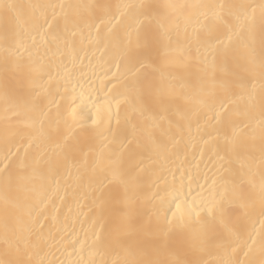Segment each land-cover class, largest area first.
<instances>
[{
  "label": "snow or ice",
  "instance_id": "6c2138e0",
  "mask_svg": "<svg viewBox=\"0 0 264 264\" xmlns=\"http://www.w3.org/2000/svg\"><path fill=\"white\" fill-rule=\"evenodd\" d=\"M88 46L111 84L91 107ZM0 107V264H57L69 181L102 212L59 264H264V0H0ZM197 146L215 171L189 200Z\"/></svg>",
  "mask_w": 264,
  "mask_h": 264
},
{
  "label": "bare ground",
  "instance_id": "6f19581e",
  "mask_svg": "<svg viewBox=\"0 0 264 264\" xmlns=\"http://www.w3.org/2000/svg\"><path fill=\"white\" fill-rule=\"evenodd\" d=\"M19 3H36L39 0H16ZM101 49H96L91 46L85 47L83 51L79 53V61L76 67V98L77 102L83 101L89 107L93 102H97L102 99L106 87H111L108 80L101 81L104 77V71L106 70L105 61L106 55H102ZM3 133V109L0 107V135ZM211 153L205 149V155L203 159L200 156V148L197 146L194 149L187 150L186 159L185 154L182 152L180 156L181 167L176 171L177 180L179 181L181 173L184 175L183 185L177 184L178 192L175 195L181 198H187L191 200L192 196H195L199 191L198 185L195 181V177L189 181V176L197 170L199 165V171L201 174L208 172V169L213 168V163L209 159ZM207 166V167H206ZM171 180V177H169ZM203 183V181H200ZM66 190H62L58 197L54 198V209L52 206L47 210L48 219L45 220L46 231H51L53 236L57 238L59 243L56 247L52 248L53 255L50 259L57 261H66L68 259H75V256H69V253L73 252V248H79L78 241L83 240L85 233L91 235L93 230L90 228L92 220L101 215L102 209L98 203H94L95 194L87 187V181L80 186H76L71 181L65 186ZM257 229L260 225H256ZM90 243V241H89ZM59 249V251L57 250ZM66 249V251H65ZM47 251V250H46Z\"/></svg>",
  "mask_w": 264,
  "mask_h": 264
}]
</instances>
